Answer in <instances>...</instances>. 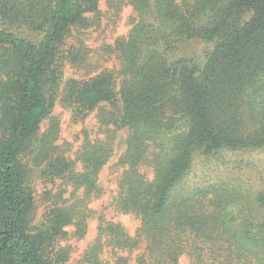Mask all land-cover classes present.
Segmentation results:
<instances>
[{"label": "trees", "instance_id": "16d2710c", "mask_svg": "<svg viewBox=\"0 0 264 264\" xmlns=\"http://www.w3.org/2000/svg\"><path fill=\"white\" fill-rule=\"evenodd\" d=\"M101 1L0 0V264L68 259L55 245L77 212L55 209L48 228L31 231L35 196L23 164L54 109L63 59L79 64L87 54L66 53L64 42L74 27L97 22ZM127 3L138 19L114 46L121 90L105 71L72 86L70 96L81 115L101 107L103 124L129 129L114 205L141 225L134 237L120 223H104L85 260L131 264L144 244L137 264H180L183 255L191 264H264V165L239 158L264 154V0ZM197 41L209 45L204 59L186 50ZM102 147L81 154L85 172L62 158L51 166L76 188L99 194L112 152ZM197 156L219 164L202 162L195 172ZM250 166L255 172L244 173ZM105 248L113 263L101 259Z\"/></svg>", "mask_w": 264, "mask_h": 264}, {"label": "rangeland", "instance_id": "374dc122", "mask_svg": "<svg viewBox=\"0 0 264 264\" xmlns=\"http://www.w3.org/2000/svg\"><path fill=\"white\" fill-rule=\"evenodd\" d=\"M97 22L88 29L74 27L66 38L63 48L78 52L87 50L85 58L79 64L63 59V76L57 89V101L49 118L45 119L41 128L32 140L30 154L24 158L26 171V186L35 196V208L29 221L31 231L46 229L54 219L55 209L74 208L77 214L72 223L64 227L65 237L56 242V251L68 252V259L63 264H91L85 257L99 237V228L106 222L120 223L129 235H136L141 221L133 214L120 213L115 209L114 200L119 191V180L124 166L120 165L121 155L126 151L129 129L117 127L114 124H103L100 118V108L83 116L70 96L71 87L86 82L105 71H111L116 76V90H121V61L114 51L115 43L127 38L138 19L137 11L127 3V0H102ZM212 46V45H211ZM209 45L197 41L188 44L187 52H193L199 59H204ZM122 101L119 106L122 107ZM106 109H114L113 104L106 103ZM57 123L58 129L52 131ZM181 132V131H178ZM48 144H44V141ZM110 147L111 156L99 173L101 193L87 194L84 187L76 188L67 176L59 175L51 163L65 159L70 169L75 173L85 172V163L81 154L96 150L98 147ZM52 148V150H51ZM106 149V148H105ZM264 165V154L246 153L239 158ZM230 158V157H229ZM233 159V158H230ZM214 167L218 159L208 160ZM203 164H209L206 159L195 160V172L202 171ZM229 166V165H228ZM207 167L205 166V169ZM149 178H153V169L143 167ZM255 172V167H245L244 173ZM213 179L216 175L212 173ZM72 208V209H73ZM144 244L130 254L131 264H137L135 257L143 251ZM105 248L101 259L111 261V251ZM122 253V252H121ZM122 254L128 255L127 252ZM180 264H191L187 255L180 258Z\"/></svg>", "mask_w": 264, "mask_h": 264}]
</instances>
